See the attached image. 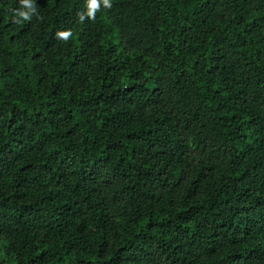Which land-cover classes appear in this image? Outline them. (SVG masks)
Instances as JSON below:
<instances>
[{
	"label": "trees",
	"instance_id": "1",
	"mask_svg": "<svg viewBox=\"0 0 264 264\" xmlns=\"http://www.w3.org/2000/svg\"><path fill=\"white\" fill-rule=\"evenodd\" d=\"M97 2L0 0V264H264V0Z\"/></svg>",
	"mask_w": 264,
	"mask_h": 264
},
{
	"label": "clouds",
	"instance_id": "2",
	"mask_svg": "<svg viewBox=\"0 0 264 264\" xmlns=\"http://www.w3.org/2000/svg\"><path fill=\"white\" fill-rule=\"evenodd\" d=\"M97 0H89L87 16L89 18H94L95 11L99 8ZM103 6L105 8L111 7V0H103ZM36 12L33 0H21V9L13 11V22L22 23L23 21H28L31 19L32 14ZM81 22L84 21L85 16L81 14L79 16ZM72 35L71 31H60L57 33L59 39L67 41Z\"/></svg>",
	"mask_w": 264,
	"mask_h": 264
}]
</instances>
